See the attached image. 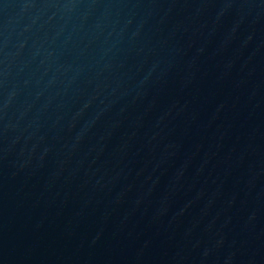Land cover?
I'll list each match as a JSON object with an SVG mask.
<instances>
[{
    "label": "water",
    "instance_id": "obj_1",
    "mask_svg": "<svg viewBox=\"0 0 264 264\" xmlns=\"http://www.w3.org/2000/svg\"><path fill=\"white\" fill-rule=\"evenodd\" d=\"M0 264H264V0H0Z\"/></svg>",
    "mask_w": 264,
    "mask_h": 264
}]
</instances>
